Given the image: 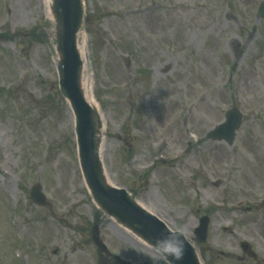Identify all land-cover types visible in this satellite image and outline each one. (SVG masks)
<instances>
[{
    "label": "rangeland",
    "instance_id": "374dc122",
    "mask_svg": "<svg viewBox=\"0 0 264 264\" xmlns=\"http://www.w3.org/2000/svg\"><path fill=\"white\" fill-rule=\"evenodd\" d=\"M261 1L81 0L82 64L103 118L99 167L187 233L203 264H264ZM43 9L41 0H0V264H102L97 224L108 264H152L154 238L99 209L85 184L59 85L62 38ZM235 107L243 121L234 143L209 139ZM36 183L45 206L30 198Z\"/></svg>",
    "mask_w": 264,
    "mask_h": 264
},
{
    "label": "water",
    "instance_id": "95a60500",
    "mask_svg": "<svg viewBox=\"0 0 264 264\" xmlns=\"http://www.w3.org/2000/svg\"><path fill=\"white\" fill-rule=\"evenodd\" d=\"M61 15L63 20V61L62 77L60 84L66 95L71 100L77 115V135L80 145V151L83 158V167L90 186L96 195L112 212L130 215L135 221L142 224L152 237H157L163 229L167 227L156 216L150 215L141 208L134 205L128 198L124 188L105 187L97 173L94 160V134L92 124V109L84 99L77 83L78 70L81 65V59L76 48V38L72 28L70 17V0H59ZM264 15V0L261 2L258 16ZM128 61V58H125ZM242 121V114L236 108L230 109L226 114V120L216 126L208 135L213 139L225 138L230 144L233 143L235 133ZM31 196L36 203L46 204V197L41 191V185L36 184L31 189ZM264 203V202H263ZM208 217L201 219L200 226L196 229L198 239L204 241L207 236ZM183 257L176 261L178 264H197L194 250L190 243L185 239ZM96 243L106 250V246L99 237L95 236ZM243 247L251 253L247 243ZM116 264H132L122 258H117Z\"/></svg>",
    "mask_w": 264,
    "mask_h": 264
},
{
    "label": "bare ground",
    "instance_id": "6f19581e",
    "mask_svg": "<svg viewBox=\"0 0 264 264\" xmlns=\"http://www.w3.org/2000/svg\"><path fill=\"white\" fill-rule=\"evenodd\" d=\"M41 3L44 5V12L46 14V17L52 20L54 24V29L58 34V37L60 39L61 34H62V16L58 4V0H41ZM70 17H71V22H72V28L73 32L75 34L76 38V48L77 51L82 58L84 59L85 55V48H86V34L82 30V21H81V0H70ZM62 54L61 52L58 53V56L56 57V63H57V68H59V60H61ZM84 61V60H83ZM59 73L61 74L60 70ZM77 83L78 86L82 92L83 97L85 98L86 102L91 106L92 108V124H93V134H94V160L96 164V169L97 173L99 175L100 180L102 181L103 184L106 186H112L111 182L108 181V178L102 173V168L99 167L101 158L103 157V149H102V111L99 105V102L97 101L95 95H94V89H93V84L91 82L90 74L88 71V65L83 62L81 67L78 70V77H77ZM70 110L73 109L70 107ZM160 125H163L162 122H160ZM170 147V143L168 142L167 145ZM86 181V180H85ZM7 179H4V183L6 184ZM87 184V183H85ZM89 188V187H88ZM90 192L93 194L92 190L89 188ZM94 196V195H93ZM150 198V197H149ZM94 203L99 206L98 202L96 201L97 199L95 196L93 197ZM136 205L142 207L146 211L150 213H154L155 211L150 208V206L145 205L141 201H139L137 198L135 199ZM130 229H135L133 226H130ZM129 230V229H128ZM130 230V231H131ZM140 233V232H139ZM186 238L189 239V236L187 233H185ZM142 237V236H141ZM149 243V242H148ZM151 247L152 245L149 244ZM194 246V245H193ZM153 249V247H152ZM154 251V250H153ZM194 254H195V259L197 264H203L202 259L199 255L198 249H194Z\"/></svg>",
    "mask_w": 264,
    "mask_h": 264
},
{
    "label": "clouds",
    "instance_id": "9594fccd",
    "mask_svg": "<svg viewBox=\"0 0 264 264\" xmlns=\"http://www.w3.org/2000/svg\"><path fill=\"white\" fill-rule=\"evenodd\" d=\"M150 244L156 253L154 257L150 256L152 264H165L168 260L179 261L183 257L185 240L180 228L165 227Z\"/></svg>",
    "mask_w": 264,
    "mask_h": 264
}]
</instances>
